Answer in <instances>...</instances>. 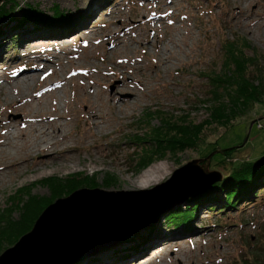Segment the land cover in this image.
Here are the masks:
<instances>
[{
  "label": "rangeland",
  "instance_id": "obj_1",
  "mask_svg": "<svg viewBox=\"0 0 264 264\" xmlns=\"http://www.w3.org/2000/svg\"><path fill=\"white\" fill-rule=\"evenodd\" d=\"M4 1H0V8L4 5ZM87 1H90L89 5ZM12 2L14 9L8 11L14 15L13 18L20 19V23L22 18L19 11L28 6L51 18L54 8L57 7L56 9L64 16L72 18L75 22L71 35L67 32L47 30L35 32L34 28L27 24L13 28L7 19L0 23L2 27L0 34V77L2 78L0 79L4 81H0V107L8 101L6 95L10 96L11 91L14 90L12 83L15 73L27 62L26 49L33 48L31 52L37 54L39 58L50 60L53 58L50 63L52 66L45 65V62L36 66L47 67L46 73L41 75L49 77L48 83L54 81L56 76L65 79L63 92L66 97L54 95L49 101L55 102L57 99L61 104L63 100L71 101L67 106L69 109L66 110V107L61 112L70 111L68 116L71 115V118V112L74 111L82 115L78 119L73 116L70 128L68 127L72 137L78 138L80 145L75 144L78 152L75 151L70 157L76 166H69V163L63 162L58 156L52 163L46 160L47 158L41 157L32 160L30 164L35 166L40 163L42 166L57 167L64 165V170L38 176L29 174L31 168L29 167L28 170L26 168L24 171L10 172L9 181L6 180L7 175L3 179L0 178V221L7 220L10 209L14 207L13 203L19 199L20 191L28 190L31 196L51 198L50 188L42 182L50 178L63 180L75 174L84 176L91 174L95 177L97 186L94 189L114 194L121 192L144 194L168 182L178 170L196 161V167L203 173H209L210 176L200 178L198 185L192 184L189 191H183L182 198L169 199L165 202L167 196L165 195L164 198L161 196L164 192H168L165 190L155 192L148 201H145L144 208L148 213L143 214L146 215V219L150 217L145 223L142 221L138 224L143 219L137 220L136 212L125 217L123 222L129 223L127 227L121 229H118L120 226L116 227V232L109 239L106 238V242L104 239L99 242L100 238L96 241V238L94 240L84 235L85 240H82L81 249L75 254V258L72 257L64 264L77 263L81 257L88 261L93 258L102 261L103 257L110 260V254L103 255L106 250L110 253L109 250L113 251L115 248L118 250L128 248L133 245L130 239L136 235L141 236V241H148V245L143 246V249L136 254H131L124 262L114 263L113 260H104L106 262L103 264H264V187L259 190L257 198L238 202L233 208L225 205L224 191L219 190L216 192L217 195L215 194L214 201L197 202L200 206L195 211L196 219L191 220L187 229L184 228L186 224H183V226H175L176 229L172 230L173 226L180 222L181 217H174L175 222L169 223L166 220L174 211L195 210V203H191L190 199L206 192L205 190L217 182L208 186L207 183L211 179L216 178L217 175L219 177L226 175L231 164L247 161L252 151L261 147L259 145L264 142V133L258 131L257 124L264 127V102L256 105L247 116L237 120L234 123L236 126L227 134L221 127H205L202 140L196 149H187L175 155L166 153L160 160L152 159L146 167L141 163L144 153L151 152L152 148L155 149L154 132L159 130L165 133L162 120L171 123L185 120L197 125L207 119L213 91L209 82L211 78L222 77L221 75L226 72L224 46L227 43L245 45L244 52L247 55L245 57L254 58L253 62L250 61L247 65L246 77L253 76L255 85L264 83V78H261L256 71L264 67V0H12ZM84 6H87L85 8L87 10L81 11L79 7ZM115 38H119L117 42L120 46L113 51L111 46ZM50 43L55 45L54 49L57 51L52 53L45 49L47 45L51 46ZM52 55H56V58ZM9 66L8 70H4ZM36 82L38 84L34 83L35 88H30V94L40 86L39 82ZM121 89L125 91L121 92ZM98 91L103 95L97 98L103 103L104 108L101 112L104 113L106 120L93 122L87 117L89 115H85L84 110L87 108L81 103L89 99L97 106V98L94 96ZM218 97L219 101L225 99ZM112 98L114 101L110 103ZM5 109L2 112L0 110V119L3 122L19 121L20 113L24 114L27 110L24 107L18 113L12 107ZM247 134H251L249 144L257 145L254 148L248 146L241 149L231 159H224L222 164H211L212 157L208 156L205 159L202 155L203 149L207 146L213 147L214 143L220 147L236 145L238 141L246 138ZM85 136L88 139L82 141ZM158 166L167 168V176L163 181L145 190L133 187L131 181L141 177L148 169ZM194 173L196 178L203 177L198 171ZM18 174H28V176L22 181L24 177ZM107 177L112 178L108 185ZM202 180L204 181L201 182ZM200 184H203L201 189H199ZM176 190L180 192L179 189L173 188L169 194ZM162 199L165 203H156ZM56 200L58 199L51 204ZM146 205H149L148 208ZM11 216L12 220H19L17 210H14ZM127 228L129 231L122 234Z\"/></svg>",
  "mask_w": 264,
  "mask_h": 264
},
{
  "label": "trees",
  "instance_id": "obj_2",
  "mask_svg": "<svg viewBox=\"0 0 264 264\" xmlns=\"http://www.w3.org/2000/svg\"><path fill=\"white\" fill-rule=\"evenodd\" d=\"M3 4L4 5L0 8V23L4 21V19H7L13 28H18L27 24L28 26H32L35 32L47 30L67 32L68 35L72 34V28L75 21H73L72 18L64 16L56 9L57 7L54 8L53 18H51L43 16L36 9L28 6L19 11L22 18V22L20 23V19L17 20L16 18H13L14 15L8 11V9H14L12 0H5ZM8 5L10 6L8 7ZM14 24H16V26H14ZM1 28L2 27H0V34L2 33ZM244 49L245 45H238L233 42L227 43V45L224 46L226 54L224 70L226 72L221 75L222 77L210 79V88H212L213 91L210 100V103L212 102V104L207 110V119L203 121V123L197 125L188 123L185 120L174 123L162 120L165 133H162L159 130L154 132L153 142L155 143V149L153 150L152 148L150 149L151 152L144 153L141 161L142 165L144 164L143 167H146L154 158L158 160L162 159L166 153H172L175 155V153L183 152L187 149H196L202 140L203 129L205 127H221L225 129V134H227L236 126L234 123L237 120L247 116L256 105L264 102V83H257V85H255L253 84V76L250 78L246 77L247 65L250 61L253 62L254 58H246L245 56L247 55L244 52ZM256 71L259 72L261 78H264V67H261V69ZM258 72L256 74H258ZM218 96L225 99L219 101L220 98ZM257 125H259L258 131L264 133V127L260 126V124ZM254 126H256L255 123ZM220 138H222V136ZM250 138L251 134H247L246 138H243L242 141H238L236 145L233 144L223 147L214 143L212 145L213 147L207 146L203 149L202 152L204 153L202 155L205 159L208 156H211V164H222L224 163V159H231L233 155L241 149L248 148V146L254 148L257 144H249ZM263 145L264 142H261L259 145L261 147L257 150H253L247 161L243 160L239 164H231L228 173H226V175H221V180L212 184L209 189L205 190L206 192L198 195L192 200L190 199L191 203H195V210L186 209V211H174L170 213L166 218L169 223L175 222L176 217H181L180 222H178L177 225H174L172 230L176 229L175 226H183V224H186V227L184 228L187 229L190 226L191 220L196 219L195 211H197L200 206L197 202H200L201 200L203 203L214 201V198H216L215 194L217 195L216 192L219 190L224 191L223 201L226 206H231V208H233L238 202H247L257 198L259 190L264 187ZM107 179L106 184L108 185L109 180L112 178L107 177ZM42 182L50 188L52 195L51 198L45 199L31 196L28 190L25 192L20 191L19 199L13 203L14 207L13 209H10L11 211L8 213L9 217L7 216V220L2 219L0 221V254L9 247H12L23 235L28 233L32 229L37 218L43 212L42 210H44L48 204L52 203L55 199L64 198L81 188L94 189L97 187L95 177L91 174L85 176L83 174H75L68 176L63 180L50 178ZM23 197H26L27 199L24 200ZM210 208L211 207H209V209ZM14 210L19 212L18 221L11 219V214ZM132 237L133 239H130L133 243L132 246L128 248H120L119 250L115 248L113 251L109 250L110 253L106 250L103 255L110 254L111 258L109 259L113 260L114 263L124 262L130 258L131 254H136L143 249V246L145 247L148 245V241H141V236L136 235ZM137 237L139 238L136 239ZM104 258L105 257H103L102 261H98L99 259L94 258L88 261L84 257H81L78 259L77 263L73 264H103L106 261H110L107 258ZM68 264H72V262Z\"/></svg>",
  "mask_w": 264,
  "mask_h": 264
},
{
  "label": "bare ground",
  "instance_id": "obj_3",
  "mask_svg": "<svg viewBox=\"0 0 264 264\" xmlns=\"http://www.w3.org/2000/svg\"><path fill=\"white\" fill-rule=\"evenodd\" d=\"M85 1V0H84ZM84 2H82L83 4ZM90 1H87V4L89 5ZM81 11H86L87 6L84 7H79ZM83 9V10H82ZM239 10V8H237ZM159 16V15H158ZM163 17V16H162ZM157 18V17H156ZM160 18V17H159ZM241 18V17H240ZM156 20V19H155ZM160 20V19H159ZM89 31V30H88ZM91 31V30H90ZM80 33V31H79ZM82 33V32H81ZM78 34V33H77ZM85 34V32H84ZM137 38V37H136ZM139 38V37H138ZM45 41V39H44ZM119 38L114 40V44L111 46V50L115 51L119 48L118 42ZM136 41V40H135ZM28 42V41H27ZM65 42V41H64ZM122 42V41H121ZM120 42V43H121ZM38 43V42H37ZM47 43V41H46ZM67 43V42H65ZM135 43V42H134ZM137 43V41H136ZM135 43V44H136ZM27 44V43H26ZM35 44V43H34ZM42 44V43H41ZM45 44V43H44ZM51 44V43H50ZM123 44V43H122ZM133 44V43H132ZM172 44V43H171ZM30 45V44H29ZM40 45V44H39ZM58 45V44H57ZM66 45V44H65ZM35 46V45H34ZM48 47H45V49H48L47 51H57V49H54L55 45L51 44V46L47 45ZM62 46V45H61ZM32 47V45L30 46ZM28 48V46H27ZM41 48V47H40ZM33 48H30L29 50L26 49V60L27 62L24 63L25 66H22L21 69L15 73L14 75V82L12 83L14 90L11 91L12 94L10 95V92L8 93L10 96L6 95L8 98V101L0 107L1 112L8 107H12L13 110L15 111H21L22 108H27V110L24 112V114L20 113L21 118H19V121H13V120H5L4 122L1 121L0 119V178L3 179L4 176L7 175L6 180L9 181L8 174L10 172H19L20 170H25L29 167L30 172L29 174H36V175H43L48 172H54L57 170H64V165H60L59 167L57 166H51V165H41L40 163L37 165H32L30 162L36 158H41L45 157L47 158L46 160H50L51 163L54 161V159L58 156L63 159V162L69 163V166H76L75 163H73L71 160L72 154L77 151V147L75 144H78V138L76 139L74 136L72 137L70 130H68V127L70 125V122L72 121L73 116L78 119L81 117L82 114H77L75 111L71 112L72 113V118L69 115V112L62 113L61 111L65 109L68 104H71V101H62L63 104L57 102L58 100L53 103L52 101H49V98L53 97L54 95L56 97L63 95L62 98L66 97L65 93L63 92V86L66 84L65 79H62L61 76L55 77L54 81H51V83H48L50 81H47L49 77H44L41 75L42 73H46L45 68L46 66H42V68L36 67L38 63L45 62L43 64L45 65H51L50 63L52 62V59H47V58H39L38 55L33 54L31 52ZM38 49V48H36ZM62 49V48H61ZM110 49V48H109ZM115 49V50H114ZM173 49V48H172ZM64 50V49H63ZM28 51V52H27ZM37 51V50H36ZM41 51V50H40ZM45 51V52H47ZM65 51V50H64ZM170 51V50H169ZM44 52V51H43ZM44 52V53H45ZM36 53V52H34ZM57 54V52H54ZM70 53V52H69ZM68 53V54H69ZM162 55H164L163 52H161ZM50 54V53H48ZM61 54V53H60ZM63 54V53H62ZM61 54V55H62ZM74 54V53H73ZM54 56V55H52ZM56 56V55H55ZM54 56V57H55ZM74 56V55H72ZM23 57V56H22ZM50 57V56H49ZM68 57V56H67ZM78 57V56H76ZM96 57V56H95ZM56 58V57H55ZM73 58V57H72ZM100 58V57H99ZM98 58V59H99ZM59 59V58H58ZM70 59V58H69ZM101 59V58H100ZM103 59V58H102ZM25 61V60H24ZM73 61V59H72ZM102 61V60H101ZM105 61V60H104ZM167 61V58L165 59V63ZM61 62V61H60ZM56 63V62H55ZM54 63V64H55ZM59 63V62H58ZM2 64V63H1ZM10 64V63H9ZM14 64V63H13ZM8 65V64H7ZM40 65V64H39ZM52 66V65H51ZM56 66V65H55ZM54 67V66H53ZM120 67V66H119ZM9 67H5V69H9ZM16 68V67H15ZM57 68V67H56ZM19 69V67H18ZM52 69V68H51ZM76 69V68H75ZM88 69V68H87ZM98 69V68H97ZM6 70V71H7ZM78 70V69H77ZM85 70V69H84ZM96 70V69H95ZM45 71V72H44ZM51 71V70H49ZM48 71V72H49ZM54 71V69H53ZM82 71V70H81ZM93 71V70H92ZM1 72V71H0ZM60 72V71H59ZM80 72V70H79ZM98 72V71H97ZM102 72V70H101ZM53 73V72H52ZM55 73V72H54ZM73 73V72H72ZM76 73V72H75ZM74 73V74H75ZM87 73V72H86ZM93 73V72H92ZM48 74H46L47 76ZM86 75V74H85ZM89 75V73H88ZM91 75V74H90ZM50 76V74H49ZM75 76V75H74ZM100 76V75H99ZM67 77V76H66ZM65 77V78H66ZM97 77V76H96ZM2 78V77H0ZM9 78V77H8ZM86 78V77H85ZM89 78V77H88ZM93 78V77H92ZM105 78V77H104ZM103 78V79H104ZM4 79V78H3ZM99 79V78H98ZM102 79V78H101ZM106 79V78H105ZM12 80V78L10 79ZM49 80V79H48ZM51 80V79H50ZM68 80V79H67ZM71 80V79H70ZM69 80V81H70ZM1 82H4L3 80L0 79ZM6 81V78H5ZM36 81L39 82L40 86L38 89L33 93L31 92L30 94V88L33 87L34 83L36 85L38 84ZM68 81V82H69ZM7 82V81H6ZM10 82V81H9ZM8 82V84H9ZM95 82V81H93ZM123 82V81H122ZM92 83V80H91ZM43 84V85H41ZM45 84V85H44ZM123 84V83H122ZM94 85V84H92ZM99 85V84H97ZM96 85V86H97ZM139 85V84H138ZM83 86V85H82ZM119 86V85H118ZM143 86V85H142ZM84 87V86H83ZM82 87V88H83ZM90 87H92L90 85ZM123 87V86H122ZM128 87V86H127ZM133 87V86H132ZM137 87V86H136ZM11 88V87H10ZM35 88V87H33ZM67 88V87H66ZM80 88V87H79ZM78 88V89H79ZM94 88V87H93ZM97 88V87H96ZM99 88V87H98ZM97 88V89H98ZM1 89V88H0ZM8 89V88H7ZM65 89V88H64ZM81 89V88H80ZM138 89V88H137ZM67 90V89H66ZM103 90V89H102ZM131 90V89H130ZM129 90V91H130ZM6 91V90H5ZM4 91V92H5ZM65 91V90H64ZM80 91V90H79ZM82 91V90H81ZM86 91V90H85ZM101 91V89H100ZM125 91L124 89H121V92ZM127 91V90H126ZM127 91V92H129ZM73 92V91H72ZM83 92V91H82ZM104 92V90H103ZM102 92V93H103ZM131 92V91H130ZM134 92V91H132ZM76 93V92H75ZM93 93V92H92ZM87 94V93H86ZM94 94V93H93ZM105 94V93H104ZM108 94V93H107ZM112 94V93H111ZM120 94V93H119ZM125 94V93H124ZM72 95V94H71ZM101 92H97V95L94 97L101 96ZM106 95V94H105ZM130 95V94H127ZM5 96V95H4ZM68 96V95H67ZM73 96V95H72ZM71 96V97H72ZM76 96V95H74ZM89 96V95H88ZM135 96V95H134ZM70 97V96H69ZM103 97V95H102ZM110 97H113L110 95ZM5 98V97H4ZM52 98V99H53ZM88 98V97H85ZM92 98V97H91ZM114 98V97H113ZM113 98L110 100V103L113 102ZM119 98V97H117ZM132 98V97H131ZM110 99V98H109ZM116 99V98H115ZM123 99V98H122ZM55 100V99H54ZM67 100V99H66ZM94 100V99H93ZM96 100V99H95ZM127 100V99H126ZM5 101V100H4ZM108 101V100H107ZM137 101V100H136ZM34 102V103H32ZM74 102V101H73ZM105 102V101H104ZM94 103V102H93ZM89 99L84 100V103L82 102L81 104L84 105L85 109L84 111L86 112L85 115L87 116L91 121H99V120H106V117L103 112V103H101L100 99L97 98V106H95V103L93 104ZM118 103V101H117ZM126 103V102H125ZM135 103V102H134ZM78 105V104H76ZM115 105V104H114ZM122 105V104H120ZM126 105V104H125ZM138 105V103H137ZM130 106V105H129ZM79 107V106H77ZM82 107V106H81ZM128 107V106H127ZM49 108L51 110H49ZM118 108V107H117ZM129 108V107H128ZM69 109L68 107L66 110ZM72 109V108H70ZM127 109V108H126ZM6 110V109H5ZM24 110V109H23ZM78 110V109H76ZM124 110V109H123ZM109 111V110H108ZM122 111V109H121ZM119 110V112L121 113ZM0 112V113H1ZM113 112V111H112ZM118 112V111H117ZM125 112V111H124ZM8 113V112H7ZM19 113V112H18ZM81 113V112H80ZM109 113V112H108ZM119 113V115H120ZM123 113V112H122ZM111 114V113H110ZM8 115V114H7ZM11 115V114H10ZM107 115V114H106ZM127 116V115H126ZM112 117V116H111ZM109 118V117H107ZM114 119V118H113ZM15 120V119H14ZM67 120V121H66ZM60 121L62 122L60 124ZM63 121H66L63 123ZM108 121V120H107ZM106 121V122H107ZM113 121V120H110ZM96 123V122H95ZM101 123V122H100ZM109 123V122H108ZM93 125V124H92ZM96 125V124H95ZM104 125V124H103ZM110 126V123L108 124ZM98 127V125L96 126ZM104 127V126H102ZM108 127V126H107ZM70 128V127H69ZM97 129V128H96ZM95 129V130H96ZM99 129H101L99 127ZM97 129V131H99ZM107 129V128H106ZM119 129V128H118ZM103 130V128H102ZM117 130V129H116ZM100 132V131H99ZM105 132V131H104ZM102 135V133H101ZM91 137V136H90ZM83 139H88L86 136L82 138ZM81 140V139H80ZM87 141V140H86ZM85 141V142H86ZM81 143V142H80ZM83 143V142H82ZM76 144V145H77ZM79 145V144H78ZM80 146V145H79ZM87 147V146H86ZM81 150V149H80ZM78 152V151H77ZM80 153V152H79ZM86 153V152H85ZM78 154V153H77ZM74 156V155H73ZM77 157V156H76ZM75 159V158H74ZM91 159V158H90ZM78 160V159H77ZM44 161V160H43ZM91 162L93 160H90ZM56 162V161H55ZM76 162V161H75ZM96 162V161H95ZM61 163V162H60ZM79 163V162H78ZM45 164V163H44ZM48 164V163H47ZM55 164V163H54ZM97 164V163H96ZM67 165V164H66ZM65 165V166H66ZM42 166V167H41ZM27 170L25 171L27 173ZM20 177H24L22 181H24L28 174H18ZM167 176V168L165 166H158L154 167L151 169H148L146 173H144L141 177L137 178L136 180L131 181V184L133 185L134 188L138 190H145L148 189L150 186L156 185L163 181ZM30 177V176H29ZM21 179V178H20ZM7 181V182H8ZM204 181V180H203ZM201 181V182H203ZM6 182V181H5ZM162 185V184H161ZM159 185V186H161ZM158 187V186H157ZM193 189V188H192ZM194 190V189H193ZM199 191V190H198ZM168 194L170 191H166ZM175 193H179L177 190ZM183 196V195H182ZM181 197V196H179ZM178 196H171V198L166 197L164 200L165 202H168L169 199H177L179 198ZM164 198V197H163ZM155 199V198H154ZM164 200H160L158 203H165ZM148 201V200H147ZM157 201V200H155ZM51 204V203H50ZM156 204V203H155ZM49 205V204H48ZM47 206V205H46ZM147 208L149 205H146ZM150 208V207H149ZM152 208V207H151ZM44 211V210H42ZM144 212H147L146 209L142 212H138L137 215V220L140 222L147 221L150 217H147L146 215L144 216ZM41 213V212H40ZM39 213V214H40ZM148 213V212H147ZM135 214V213H134ZM145 218V219H144ZM136 222V218L134 219ZM125 224L119 228H125L127 227L128 222L124 221ZM132 222V221H131ZM133 224V223H132ZM135 224V223H134ZM133 224V225H134ZM135 227H137V225ZM128 229V228H127ZM146 236V234H144ZM151 236V235H150ZM154 237V236H153ZM107 240V239H106ZM105 241V240H104ZM109 241V240H108ZM94 242V241H93ZM106 242V241H105ZM116 242V241H115ZM92 243V242H91ZM118 246V245H117ZM85 250V249H84ZM186 253V252H185ZM184 254V253H183ZM188 254V253H187ZM182 257V256H181ZM75 258V257H74ZM162 264V263H161Z\"/></svg>",
  "mask_w": 264,
  "mask_h": 264
},
{
  "label": "water",
  "instance_id": "obj_4",
  "mask_svg": "<svg viewBox=\"0 0 264 264\" xmlns=\"http://www.w3.org/2000/svg\"><path fill=\"white\" fill-rule=\"evenodd\" d=\"M196 163L194 161L187 164L168 182L144 194L136 192L114 194L84 188L56 200L44 209L28 233L0 254V264H64L70 261L81 249L80 244L85 240L84 235L94 240L96 238V241L100 238L99 242H102V239H109L116 232V227L125 224L123 222L125 217L136 212L138 215V212L145 210V201L155 192L171 191L176 188L179 189V193L164 192L161 197L166 195L168 198L171 196L182 198L183 191H189L192 184L198 185V180L210 176L209 173H203L197 168ZM196 171L203 177L196 178L197 176H194ZM218 180L221 178L217 175L207 185ZM202 186L203 184H200L199 189ZM128 231L129 229H125L122 234Z\"/></svg>",
  "mask_w": 264,
  "mask_h": 264
}]
</instances>
